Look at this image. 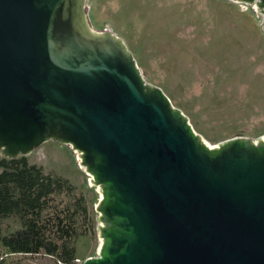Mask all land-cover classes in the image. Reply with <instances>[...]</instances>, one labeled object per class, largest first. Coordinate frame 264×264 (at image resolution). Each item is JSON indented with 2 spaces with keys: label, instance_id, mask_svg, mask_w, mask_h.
Returning a JSON list of instances; mask_svg holds the SVG:
<instances>
[{
  "label": "water",
  "instance_id": "water-1",
  "mask_svg": "<svg viewBox=\"0 0 264 264\" xmlns=\"http://www.w3.org/2000/svg\"><path fill=\"white\" fill-rule=\"evenodd\" d=\"M85 2L0 0V156L72 148L99 194L81 264H264V135L207 143Z\"/></svg>",
  "mask_w": 264,
  "mask_h": 264
},
{
  "label": "rangeland",
  "instance_id": "rangeland-1",
  "mask_svg": "<svg viewBox=\"0 0 264 264\" xmlns=\"http://www.w3.org/2000/svg\"><path fill=\"white\" fill-rule=\"evenodd\" d=\"M90 26H110L132 52L146 82L159 86L209 144L264 135V21L253 6L231 0H86ZM44 172L82 193L92 218L75 241L78 261L97 254L99 194L72 148L49 139L26 155ZM19 226L1 222L3 233ZM0 264H59L41 255L8 253Z\"/></svg>",
  "mask_w": 264,
  "mask_h": 264
},
{
  "label": "trees",
  "instance_id": "trees-1",
  "mask_svg": "<svg viewBox=\"0 0 264 264\" xmlns=\"http://www.w3.org/2000/svg\"><path fill=\"white\" fill-rule=\"evenodd\" d=\"M10 216L19 226L3 233L1 222ZM92 223L85 196L66 178L44 172L26 156H0V244L6 252L77 264L75 241Z\"/></svg>",
  "mask_w": 264,
  "mask_h": 264
},
{
  "label": "built area",
  "instance_id": "built-area-1",
  "mask_svg": "<svg viewBox=\"0 0 264 264\" xmlns=\"http://www.w3.org/2000/svg\"><path fill=\"white\" fill-rule=\"evenodd\" d=\"M76 261H78V259H76Z\"/></svg>",
  "mask_w": 264,
  "mask_h": 264
}]
</instances>
